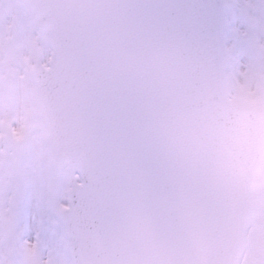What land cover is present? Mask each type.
Segmentation results:
<instances>
[{"label": "snow or ice", "instance_id": "1", "mask_svg": "<svg viewBox=\"0 0 264 264\" xmlns=\"http://www.w3.org/2000/svg\"><path fill=\"white\" fill-rule=\"evenodd\" d=\"M0 264H264V0H0Z\"/></svg>", "mask_w": 264, "mask_h": 264}, {"label": "rangeland", "instance_id": "2", "mask_svg": "<svg viewBox=\"0 0 264 264\" xmlns=\"http://www.w3.org/2000/svg\"><path fill=\"white\" fill-rule=\"evenodd\" d=\"M35 209L32 207L31 204H29L24 212L23 218L21 220V226L25 228V235L28 239H34L35 238ZM59 232V229L57 230V234ZM52 238V234L50 232L45 233V240ZM43 253L44 255H47L48 247H43Z\"/></svg>", "mask_w": 264, "mask_h": 264}]
</instances>
